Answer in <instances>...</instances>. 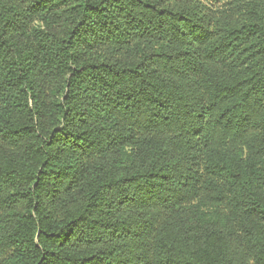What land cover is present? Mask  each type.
<instances>
[{
  "label": "trees",
  "instance_id": "trees-1",
  "mask_svg": "<svg viewBox=\"0 0 264 264\" xmlns=\"http://www.w3.org/2000/svg\"><path fill=\"white\" fill-rule=\"evenodd\" d=\"M0 264H264V0H0Z\"/></svg>",
  "mask_w": 264,
  "mask_h": 264
}]
</instances>
